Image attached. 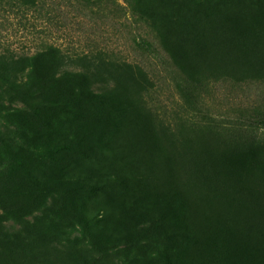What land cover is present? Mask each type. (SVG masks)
Listing matches in <instances>:
<instances>
[{
  "label": "rangeland",
  "instance_id": "374dc122",
  "mask_svg": "<svg viewBox=\"0 0 264 264\" xmlns=\"http://www.w3.org/2000/svg\"><path fill=\"white\" fill-rule=\"evenodd\" d=\"M231 10L264 22V0H0V264H168L173 227L138 224L122 207L157 219L166 199L207 194L188 179L184 138L215 140L192 124L264 111V82L211 83L189 106L158 35L210 34L212 17ZM36 59L56 62V86L87 80L93 100L45 102L53 88L37 90ZM32 88L41 99L20 101ZM252 179L264 186L260 165Z\"/></svg>",
  "mask_w": 264,
  "mask_h": 264
},
{
  "label": "trees",
  "instance_id": "16d2710c",
  "mask_svg": "<svg viewBox=\"0 0 264 264\" xmlns=\"http://www.w3.org/2000/svg\"><path fill=\"white\" fill-rule=\"evenodd\" d=\"M210 24V34H192V39L169 30L158 35L162 50L179 72L177 87L189 106L204 101L211 83L264 82V22H253L245 12L231 10L215 15ZM57 68L53 59L34 60L37 90L53 88L49 97H43L45 102L75 107L81 106L83 98L93 100L87 80L56 86ZM0 72V80L8 75L5 62H0ZM37 90H22L17 97L32 103L42 97L43 91ZM192 126L197 135L216 136L215 140L196 136L183 140L196 163L195 169L186 171L188 179L206 187L208 193L176 204L166 199L157 219L136 206L122 207L123 214L138 224L155 227L168 222L173 227L171 233L165 230L172 245L168 264H264V186L252 179L256 167L264 169V111L240 124L195 122ZM173 183L183 184L178 175H173ZM67 186L82 192L95 190L80 181Z\"/></svg>",
  "mask_w": 264,
  "mask_h": 264
}]
</instances>
